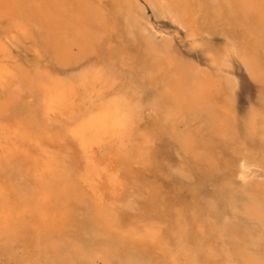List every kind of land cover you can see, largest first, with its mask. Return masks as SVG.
<instances>
[{"label": "bare ground", "instance_id": "1", "mask_svg": "<svg viewBox=\"0 0 264 264\" xmlns=\"http://www.w3.org/2000/svg\"><path fill=\"white\" fill-rule=\"evenodd\" d=\"M0 264H264V0H0Z\"/></svg>", "mask_w": 264, "mask_h": 264}, {"label": "rangeland", "instance_id": "2", "mask_svg": "<svg viewBox=\"0 0 264 264\" xmlns=\"http://www.w3.org/2000/svg\"><path fill=\"white\" fill-rule=\"evenodd\" d=\"M158 24L159 25H164L165 23H163V22H158ZM240 78H241V81H242V84L243 85H248V84H250L251 82L248 80V78L244 75V74H242V72H240ZM237 104L239 105V106H242V105H245V104H247V102H246V99H245V95L244 94H240V96H239V98H238V102H237Z\"/></svg>", "mask_w": 264, "mask_h": 264}]
</instances>
